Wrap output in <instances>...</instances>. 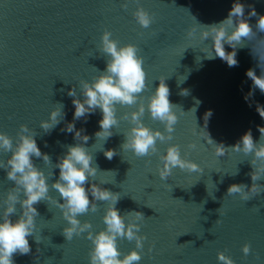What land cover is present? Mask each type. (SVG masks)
Masks as SVG:
<instances>
[{
	"label": "water",
	"instance_id": "1",
	"mask_svg": "<svg viewBox=\"0 0 264 264\" xmlns=\"http://www.w3.org/2000/svg\"><path fill=\"white\" fill-rule=\"evenodd\" d=\"M123 2L0 0V133L7 134L15 144L21 124L32 130L37 147L51 161L45 165L33 157V163L46 176L52 173L49 185L55 183L58 157L65 154L66 146L77 143L73 133L61 131L73 122V98L67 93L75 87L76 98L82 100L78 81L91 82L105 70L107 57L99 47L100 36L107 30L118 46L133 44L143 58L146 88L141 93L145 105L142 123L154 131H164L163 125L151 120L147 112L148 97L161 77L178 118L173 139L164 144L157 142V154L142 158L120 148L125 141L123 134L131 127L120 117L135 111V105L116 106L118 125L105 143L94 136L100 130L99 109L87 115L86 122L84 118L74 122L76 130L83 129L82 135L90 137L84 147L93 157L92 166H97L91 184L119 193L121 198L115 207L121 216L140 212L144 217L139 222L138 235L146 237L139 264H218V252L229 256L234 264H264V192L246 202L237 194L226 195L233 184L251 187L252 155L231 149L222 157L214 155L215 144L230 148L249 130L258 143L257 128L264 127V120L255 110L257 104L264 107V95L259 89L253 90L251 80L245 76L249 69L258 77L264 70V32L256 29L258 17L264 15V0H128L127 10H122ZM234 2L245 6L244 19L254 35L242 39L236 49L238 66L229 68L219 58L205 59L202 51L211 52V41L201 42L198 37L200 31L207 30L203 25L226 19ZM137 6L153 16L147 29L140 28L133 19ZM249 6L257 16H248ZM193 27L195 38L188 39L186 32ZM225 51L232 49L225 45ZM184 89L189 95L179 94ZM249 91L253 95L246 102L244 97ZM57 103L64 105V119L45 134L39 124L48 120ZM194 107L195 113L190 111ZM208 112L211 116L205 121ZM202 129L215 144H208ZM172 144L179 146L182 158L197 164L203 172L188 173L177 168L161 181L156 174L158 155ZM188 144L196 147L189 150ZM109 149L117 153L110 161L103 155ZM10 155L0 153V160ZM256 183L264 186V176ZM11 187L6 171L0 169V198ZM49 196L63 203L54 189L50 188ZM95 203V213L77 217L81 223L91 224L93 235L104 230L102 216L108 207V202ZM34 207L39 214L34 236L40 242L28 237L31 253L15 254L14 264H88L91 242L86 239L87 233L66 241L62 230L67 223L61 210L47 202ZM18 216L19 207L11 219L15 221ZM245 243L250 245L248 256L240 251ZM117 248L125 255L136 250L135 243L127 240H117Z\"/></svg>",
	"mask_w": 264,
	"mask_h": 264
},
{
	"label": "clouds",
	"instance_id": "2",
	"mask_svg": "<svg viewBox=\"0 0 264 264\" xmlns=\"http://www.w3.org/2000/svg\"><path fill=\"white\" fill-rule=\"evenodd\" d=\"M136 2V0H133ZM122 10H127L128 0L120 5ZM245 6L239 2H234L226 19L218 24L203 25L207 30L199 33L201 42L211 41V52L205 53V59L219 58L229 68L238 66L236 60V49L241 44L242 39H249L254 35L252 27L244 19ZM249 17L257 16L254 9L249 6ZM133 19L142 29H147L153 23L151 16L142 7L137 6L132 13ZM231 28L229 32L226 29ZM256 29L264 32V15L258 17ZM196 29L189 28L186 32L188 39L195 38ZM112 33L105 30L100 36L99 51L107 57L106 68L99 76L93 77L91 82L84 80L78 81L80 96L78 99L75 87L67 93L72 97L74 106L73 122L67 123L61 129L65 133H73V139L77 142L73 146H66V152L62 157H58V162L54 165L59 169V176L55 183L49 185L48 176L38 170L34 165L32 158H38L45 165L49 164L50 157L43 154L37 147L34 139L35 133L26 125L21 124L16 133V142L13 143L11 137L5 133H0V153H10V158L0 160V169L6 171V179L10 181L13 187L0 198V264H14L13 256L29 255L31 248L28 237H34L36 229L35 219L39 215L34 205L40 202L55 204L61 210L62 218L67 226L63 228L62 235L66 241H71L74 236L79 237L82 233H87L86 239L91 242V248L88 252V264H139L141 260L140 250L143 249V242L146 237L138 235L140 232V221L144 218L140 212H129L121 216L115 205L120 200L119 193H113L91 184V178L96 175L97 166L93 167V157L84 147L90 139L87 135H82L83 129H75V121L85 119L89 114L100 110L102 119L98 121L99 131L94 133L96 140H103L104 143L113 135L112 129L118 125L116 118V106L121 107L136 106V110L123 114L120 119L127 121L131 127L124 133L125 141L120 145L122 151H131L137 158L147 157L157 154V142L164 144L173 139L172 133L177 123V115L172 111L173 105L168 97L170 91L161 77L159 84L152 95L148 97L147 112L149 118L158 121L163 125L164 131H154L142 123L145 114V105L141 93L146 88V74L143 69V58L138 55L139 49L133 44L118 46V41L111 39ZM225 45L232 51H225ZM245 76L251 80L252 89H259L264 95V70L258 77L254 70L246 71ZM184 81V80H183ZM180 82V83H183ZM181 96L189 95L188 90H181ZM253 95L252 91L244 97L247 102ZM199 105V101H195ZM56 107L49 113L47 121H41L39 128L43 133L48 134L63 119L64 112L62 103H57ZM251 106V105H250ZM256 112L264 120V107L256 105ZM190 111L195 113L194 107ZM211 116V112L205 114V121ZM11 118V117H10ZM203 130V129H202ZM207 134L208 144H215ZM260 133L259 142H254L251 130L245 132L239 141L230 148H225L222 144H215L214 155L222 157L226 150L252 155L250 161L253 166L250 178L252 185L250 188L244 184H233L227 189L226 195L237 194L243 202L258 196L264 192V186L256 183L264 176V127H258ZM195 144H188L189 150L194 149ZM107 160H112L117 153L109 149L103 151ZM187 155V153H185ZM160 165L157 167L156 174L161 181H166L172 174L173 169H179L188 173H202L203 170L197 164L181 157L178 145L172 144L165 149L163 155H158ZM235 173L234 175H236ZM233 175V176H234ZM86 184H91L86 188ZM54 189L63 203H58L49 196V190ZM91 196V200L89 199ZM108 202L105 214L102 216V222L105 225L104 230L93 235L91 224L81 223L78 216L89 212L97 211L95 202ZM18 219L13 221L12 216L17 215ZM222 208V206H221ZM218 209L219 215L220 209ZM257 211L259 209L257 208ZM127 219V223L125 220ZM220 221H215L218 224ZM36 242L39 243L35 238ZM117 240H127L135 243V249L126 255L118 251ZM240 251L244 256L250 253V245L245 243ZM151 252V248H149ZM218 264H234L233 260L223 252H218L216 256Z\"/></svg>",
	"mask_w": 264,
	"mask_h": 264
}]
</instances>
